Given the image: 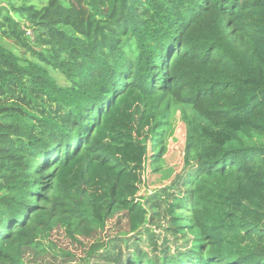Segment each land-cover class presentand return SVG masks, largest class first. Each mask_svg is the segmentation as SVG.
Wrapping results in <instances>:
<instances>
[{
  "label": "trees",
  "instance_id": "1",
  "mask_svg": "<svg viewBox=\"0 0 264 264\" xmlns=\"http://www.w3.org/2000/svg\"><path fill=\"white\" fill-rule=\"evenodd\" d=\"M0 41V264L59 228L84 264H264V0H0ZM131 92L140 140L110 113ZM176 111L179 173L126 198Z\"/></svg>",
  "mask_w": 264,
  "mask_h": 264
},
{
  "label": "rangeland",
  "instance_id": "2",
  "mask_svg": "<svg viewBox=\"0 0 264 264\" xmlns=\"http://www.w3.org/2000/svg\"><path fill=\"white\" fill-rule=\"evenodd\" d=\"M2 43L10 45L7 41H2ZM52 76L57 79L59 84H63V79L59 77L57 73L52 72ZM110 111L115 122L120 127L130 131L136 139L140 140L143 136L148 134L150 128L142 120V113L144 111L143 101L134 93L131 92L124 94L114 103ZM171 130V135H168L166 139L167 153L164 156L163 162L160 164L159 172L152 171L150 167L151 152H149L148 161L145 162L141 171L135 175L134 180L130 182L129 185L133 188V192L126 190V198L144 202L145 199L154 192L167 187L174 176L179 173L182 167L185 127L180 121L177 111L171 120ZM257 142L264 144V137L259 138ZM147 145L150 149L149 142H147ZM120 197H122V195H120ZM146 208L148 207L146 206ZM115 222L116 219L110 221L106 227V231L101 235H98L96 238H103L104 240H107L110 237H114L119 232L118 230H127L125 222L121 223L120 228L114 227ZM158 222H155L152 225V232L156 237H162V232L157 229ZM65 231L67 230L63 228L54 229L50 238L44 241L46 252L44 254H37L34 258L32 256L26 257L25 263L84 264L81 259L84 257L86 249L92 244V240L78 238L81 243L80 245L69 237ZM149 247V242L145 237H143L140 248L148 253L151 252ZM58 252L67 253L70 256L62 257ZM126 252L127 250H124V253ZM53 257L56 259H53ZM96 262L97 259L95 257L91 259V263Z\"/></svg>",
  "mask_w": 264,
  "mask_h": 264
}]
</instances>
